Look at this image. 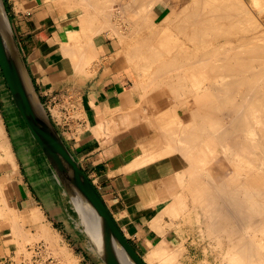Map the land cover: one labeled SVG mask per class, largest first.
<instances>
[{"label":"bare ground","instance_id":"bare-ground-1","mask_svg":"<svg viewBox=\"0 0 264 264\" xmlns=\"http://www.w3.org/2000/svg\"><path fill=\"white\" fill-rule=\"evenodd\" d=\"M73 1L79 2L78 0H64V12L78 11L79 17L76 18L75 24L64 27L60 47L62 55L73 68L71 69L88 76L90 72L87 74L86 70L97 55L93 36L100 33L102 29L111 30L114 34L115 32L119 33L120 30L110 20L111 11L103 10L101 2L89 0L90 6L93 4V8L98 7V12L101 11L102 20L96 17L97 15H92L95 11H88L87 0H81L78 5H74L76 2ZM106 1L111 4L114 0ZM158 1H130L135 4L136 10H138L135 22H131L135 24L136 29L133 25H130V28L135 29L137 33L133 31L137 35L146 34L149 38H144V36L142 40L140 38L142 48L139 50L135 49L138 46L123 45L125 52L133 48L138 51L132 53L134 56L139 58L142 55L139 60L135 58V62H138L136 65L141 66L139 69L142 73L146 72L145 75L148 76L151 70L152 75L157 73L155 76L153 75L154 77L151 75L154 79L152 77V80L150 79L151 82L156 81L157 84L154 82L152 84L148 79L149 84L156 85L155 88L154 86L151 88L157 89V91L154 92L151 89L148 91L149 93L153 91L150 94L146 91L148 95L144 96L143 94L142 103L137 111L123 112L115 106L114 115L111 114L110 119L102 121L96 130L103 133V129L105 131L109 129L108 133L113 129L136 126L146 117L150 120L152 118L150 114H153L151 110L154 108H159V111H163L166 115L172 114L173 124L165 122L167 125L164 123L156 128L171 148L188 160L191 168L189 176L194 180L196 189L191 196L188 195L191 199L190 206L186 204L185 200L176 199L168 206L169 210L177 217L180 215L182 222H188L191 225L195 222L200 223L204 229H206V225L212 226V229L211 227L206 229L211 230V233L207 231L211 235L214 234L213 238L208 234L210 235L209 239L212 238L219 249H224L220 253V264H264V118H262L264 116V0H164V4L168 5V11L161 16L163 7L159 8V12H152ZM108 2L106 3L108 4ZM103 3L106 7V3ZM110 4L107 5V8L111 7ZM164 4L162 5L164 6ZM136 6L140 7L137 9ZM97 9L96 14H98ZM121 13L123 14V12ZM171 27V42L174 41L171 49H169L171 45H164L163 42H159L157 47L152 44L151 40L154 37L158 38V35L164 33L166 28ZM9 33V24L0 0V38L7 56L13 62L15 56L8 40ZM120 37L123 36L120 34ZM139 46L141 47V44ZM165 46L166 48H164ZM144 49L147 53L143 51ZM147 49L150 51L148 52ZM139 51L143 52L137 55ZM145 56L147 59H144ZM167 56H171L168 61ZM91 58L93 59L91 60ZM184 61L187 62L186 66L183 65L186 63ZM153 65L157 67V70L151 69ZM177 65L185 66L184 70L181 71ZM171 67H177L180 71L175 68L174 72L177 71V73H173V76H166V69ZM198 70L201 71L200 74ZM186 72L191 74L188 76ZM138 73L137 75H140ZM180 73L183 74L180 75ZM175 82L177 85L173 84ZM148 87L150 88V86ZM165 88L169 89H167L168 93L173 88L172 92L175 95L171 92L174 96L171 98L173 100L181 94L179 97V100L183 99L180 100L181 102L176 101L177 104H175L172 101L174 105H178L175 107L177 109L173 110V107L166 110L161 109L163 103L158 98L161 93L163 94ZM175 88L180 89L178 94L174 90ZM240 88L243 90L240 91ZM182 89L184 90L182 91ZM174 105L170 103V106ZM183 114H188L189 118L185 120L180 116ZM171 119L167 122H170ZM216 125L220 127V130L216 129L218 128ZM2 133L0 131V135ZM197 144L203 145V148L199 145L201 148L199 154L197 153L199 149ZM212 144L215 145L214 148L210 147ZM196 145L198 146L197 150ZM194 147L196 151L193 150ZM200 154L201 156H199ZM197 157L201 159V164L199 162L198 167V164L193 163L198 162L194 159ZM0 204L3 205L0 207V215L7 216L13 235L18 237V233L22 231V223L17 210L5 206L3 200L0 201ZM77 206L87 234L90 231V238L98 248L97 255L101 256V259L104 257L109 264H116L112 258L105 257L108 249L107 238L100 230L91 208L81 198H77ZM192 216H194V220ZM202 217L207 218L203 220ZM192 220L195 222L193 223ZM33 221H39L37 216H34ZM236 221L238 226L240 224H244L245 228L248 226L246 230L243 225L240 226V228L243 227L241 229H244V234L235 225ZM213 226L218 230L216 228L213 230ZM201 230L203 229L201 228ZM203 231L206 233L205 230ZM52 232L45 224H41L40 230L33 236L36 234L35 238L41 236L44 239L51 238L53 241L57 237ZM195 232L197 231L195 230ZM162 235L164 234L162 233ZM204 235L203 237L207 238L208 235ZM28 237L31 238L24 236V239H28ZM181 237L168 233L157 244L150 245L151 243L146 242V264H183L178 259L185 249L182 246ZM224 242H226L225 246ZM213 247L215 246L213 245ZM201 249L203 250L204 247ZM23 252L25 254V251ZM26 252L28 253V251ZM205 257H207L206 254Z\"/></svg>","mask_w":264,"mask_h":264},{"label":"crops","instance_id":"crops-1","mask_svg":"<svg viewBox=\"0 0 264 264\" xmlns=\"http://www.w3.org/2000/svg\"><path fill=\"white\" fill-rule=\"evenodd\" d=\"M63 3L64 0H3L39 101L119 229L145 261L146 242L157 244L165 234H172L167 232V224L170 217L177 216L168 206L176 199L186 201L191 168L157 131L160 115L152 114L150 120L146 117L126 129L108 133L109 129H103V133L96 130L116 112L115 106L123 112L137 111L142 103L137 71L127 63L135 52H125L119 37L101 31L93 36L97 55L86 70L90 72L88 76L72 70L60 43L64 27L76 23L79 15L64 12ZM70 110H76L77 116L66 119ZM0 131V161L5 160L15 170L7 185L11 204L3 177L0 201L17 210L21 223L33 225L31 234L38 232L41 224L49 227L57 237L58 247L67 248L75 264H104L81 224L84 222L74 200L24 123L1 70ZM0 175L8 176L7 170ZM34 216L40 222H34ZM177 218L180 220V215ZM8 223L7 216L0 215V262L6 263L13 259V240L17 239ZM185 231L191 233L192 229L189 226ZM201 248L202 245V255ZM189 256L195 257L191 252Z\"/></svg>","mask_w":264,"mask_h":264},{"label":"rangeland","instance_id":"rangeland-1","mask_svg":"<svg viewBox=\"0 0 264 264\" xmlns=\"http://www.w3.org/2000/svg\"><path fill=\"white\" fill-rule=\"evenodd\" d=\"M79 2L81 1V0H78ZM87 1H88V3H87ZM86 1V5H87V8L89 9L88 11H95V13L93 12V14L92 15H97L96 17H98L99 19H101L102 20V13H101V11L100 12H98V7L96 8L97 9V12H98V14H96V9L95 8H93L94 6H93V4H92V6H90L91 4H90V2H89V0H87ZM97 2H101L100 4L101 5H103V10H106V9H108L107 11H111L110 12V20H111V22H113V24L114 25H116V27L120 30H118L119 31V33H117V32H115V34L113 33V31H108V30H104V29H102V31H106L107 33H108V35L109 36H113V35H115V36H117V37H119L120 38V40L122 41V44L125 46V45H127L128 47L129 46H131V47H133V46H138L137 48H135L136 50H139V48H142V43H141V40H142V37L144 36V38L145 37H147V39L149 38L146 34H144L143 36L142 35H137L136 33V31H135V29H136V27H134V23H131V22H135V17L137 16V14H138V10H136V8H135V4H132V3H130V1L131 0H109V1H113V2H111V4H110V2H108V1H104V0H102L103 2H108V4L106 3V7H104L105 5H104V3L102 2V1H100V0H96ZM116 1V2H115ZM73 2H76V1H73ZM78 2V3H79ZM115 2V3H114ZM78 3L76 2V4L74 3V5H78ZM103 3V4H102ZM109 4L111 5V7H108L107 8V5L109 6ZM162 4H164V0H159L158 1V3L153 7V10H152V12H154L155 13V11H157V12H159V10L161 9V7H163V9H162V11H161V13H160V16L162 15V14H166L167 13V11H168V5H167V3H165L164 4V6L162 5ZM90 7H89V6ZM100 5V6H101ZM120 5V6H119ZM139 5V4H138ZM141 5V4H140ZM99 6V7H100ZM118 6H119V9H117L118 8ZM102 7V6H101ZM100 7V8H101ZM122 7V8H121ZM137 7V6H136ZM140 7V6H139ZM139 7H137V9L139 8ZM160 8V9H159ZM102 9V8H101ZM101 9H99V10H101ZM111 9V10H110ZM126 9V10H125ZM107 11H105V12H107ZM73 12H77L78 13V11H73ZM104 12V11H103ZM113 12V13H112ZM121 12H123V14L121 13ZM101 13V15H99ZM90 14H91V12H90ZM113 14V15H112ZM115 14V15H114ZM128 14V15H127ZM124 15V16H123ZM127 17V18H126ZM159 18V17H158ZM132 19V20H131ZM134 20V21H133ZM115 22V23H114ZM73 24H75V23H73L72 22V24L71 25H73ZM119 24V25H118ZM130 25H133V27L135 28V29H133L132 30V28H130ZM129 26V27H128ZM115 27V28H116ZM167 30V31H166ZM166 30L164 31V33H162V34H159L158 35V38L156 37H154L151 41H152V44L153 45H155L156 47H157V45L159 44V42H163V44L164 45H171V46H169L170 48L169 49H171L172 48V45H174V41L173 42H171L172 41V39H171V36H172V34H171V30H172V27L171 28H166ZM131 31V32H130ZM145 32H146V30H144ZM123 32V33H122ZM132 32H134V33H132ZM166 32V33H165ZM110 33H112V34H110ZM133 35H132V34ZM117 34V35H116ZM120 34H121V36H123V37H120ZM123 34H125L126 36H124ZM166 35H168V36H166ZM129 36V37H128ZM131 36V37H130ZM165 36L167 37L166 39H165ZM140 38H141V40H140ZM172 38H174V37H172ZM139 39V40H138ZM155 39V40H154ZM171 39V40H170ZM170 42V43H169ZM141 44V47L139 46L140 44ZM172 43V44H171ZM164 48H166V46L164 47ZM131 49H133V48H131ZM135 49H134V52H138V51H135ZM148 50V52L150 51L149 49H147ZM133 51V50H132ZM144 52H146V49H144L143 50ZM143 51H139V53H137V55H139V54H141V52H143ZM147 53V52H146ZM129 55H131V54H129ZM136 56V55H135ZM134 56V54L133 55H131V56H129V58H128V64H130L136 71H137V73H138V71H139V73L138 74H140V75H137V79H138V84H139V87H140V91H141V93H142V95L144 94V96H145V94H150V93H152L153 91L155 92V90L157 91V89H155L154 90V88H155V84H157V83H155L154 81H152V82H154L155 84L154 85H151V80H152V78L155 76V74H157L155 71H153V72H155L153 75L151 74V72H152V70H151V72H150V77L148 76V75H145V73L146 72H143L142 73V71L139 69V68H141V66L139 67L138 65H136V63L138 64V62L136 61L135 62V60L137 59V60H139V58H141L142 57V55L138 58L137 56L135 57ZM136 58V59H135ZM147 59V57L145 56L144 57V59ZM93 58H91V60H92ZM148 59H149V57H148ZM166 59H167V61L168 60H170L171 59V56H167L166 57ZM184 62H186V61H184ZM183 62V63H184ZM202 62V61H201ZM203 63V62H202ZM186 64H187V62L186 63H184L183 65H185L186 66ZM135 65H136V67H135ZM182 65V66H183ZM177 66H179V65H177ZM180 67L179 69L182 71V70H184V67L185 66H183V67ZM189 67V66H188ZM137 68V69H136ZM153 68V70H154V68L157 70V67L155 66V65H153L152 67H151V69ZM175 68H177V67H175ZM175 68H173V67H171L170 69H166V72H165V75L166 76H168V75H171V76H173V73H177V71L176 72H174L175 71ZM178 69V68H177ZM176 69V70H177ZM178 69V70H179ZM179 70V71H180ZM199 72V74L201 73V71L200 70H198ZM187 73V72H186ZM183 73H180V75H182ZM188 74V76L191 74V73H187ZM197 74V73H196ZM153 77H152V76ZM162 76H163V74H161ZM164 75V76H165ZM202 75H204V74H202ZM148 76V77H147ZM165 76V77H166ZM152 77V78H151ZM150 81H149V80ZM154 79V78H153ZM147 80V81H146ZM151 82L150 84H149V82ZM146 84H149V85H147L146 86ZM153 84V83H152ZM173 84H176L177 85V83L175 82V83H173ZM183 84V83H182ZM178 85H181V83H178ZM146 86V87H145ZM148 86H150V88L148 87ZM152 86H154V88H151ZM147 88H149V89H147ZM181 88H183V86H181ZM145 89V90H144ZM153 90V91H151L150 93L148 92L149 90ZM168 88H165V91L163 92V94L161 93V95L159 96V98H158V100H161V102L163 103V105H161V109L162 110H166V109H170L169 107H173L172 109L174 110V108L176 107V106H178V105H174V103L175 104H177V102L176 101H178V103H179V101L180 100H183V99H180L179 100V97H180V95L181 94H179V97H176V98H174V100L173 99H171V98H173L175 95L173 94V88H171L172 90H171V92H172V94L174 95V96H172V94H171V92L170 93H168L167 91L169 90H167ZM145 92H144V91ZM174 90H176V92H177V94H178V91H180V89L178 90V89H174ZM184 89H182V91H183ZM240 91H242L243 89H239ZM146 91H147V93H146ZM179 93H181V92H179ZM147 94V95H148ZM159 94V93H158ZM158 94H156L157 96H158ZM170 94V95H169ZM146 95V96H147ZM182 95L184 96V94L182 93ZM143 96V97H144ZM165 96H166V98L167 97H169L168 99H166L165 98ZM182 97V96H181ZM184 97H186V96H184ZM184 97H182V98H184ZM172 101L174 102V103H172ZM168 102V103H167ZM181 102V101H180ZM170 103L172 104V105H174V106H170ZM165 104V105H164ZM167 104H168V106H167ZM69 107H72V105H70ZM74 109H76L75 107H74ZM155 109V110H154ZM154 109H152L151 111H152V113L153 114H156L157 113V115H160V117H161V121H160V124L159 125H161V124H163L164 125V123L166 122L167 124H173V120L171 119L172 118V114H170V115H166L163 111V113L162 112H160L159 111V108H154ZM160 109V110H161ZM175 109H177V108H175ZM170 113H172V112H170ZM264 113V112H263ZM262 112H261V114H263ZM152 114H150V116H151ZM163 115V116H162ZM75 116H77V113H76V110H70L69 112H68V114H67V116H66V119H71L72 117H75ZM180 116H182V117H184L185 118V120H187L188 118H189V115L187 114V115H180ZM263 116V115H262ZM163 117V118H162ZM200 117V116H199ZM262 118H264V116L262 117ZM171 119V121L168 123L167 122V120H170ZM263 120V119H262ZM200 121V120H199ZM217 122V124H218V120L216 121ZM165 123V124H166ZM264 123V122H263ZM166 124V125H167ZM217 126V125H216ZM171 127V126H170ZM218 127V126H217ZM220 127H218V128H216L217 130L219 129ZM216 130V131H217ZM220 130V129H219ZM157 131H159L158 130V128H157ZM200 140L202 139V137L201 138H199ZM199 140V141H200ZM198 145V144H197ZM195 146L196 147V150L198 149V151H197V153L200 151V146H202V148H203V145H198V146ZM214 144H212L210 147L212 148H214ZM195 147H194V151H196L195 150ZM198 147V148H197ZM197 153H195V152H193V154H196L197 155ZM0 154H1V150H0ZM199 154V153H198ZM196 155H194V157H196ZM199 156H201V154L199 155ZM198 156V157H199ZM198 157H197V159L196 158H194L196 161L198 160V162H193L195 165L196 164H198L197 165V167L199 166V162H200V160L201 159H198ZM200 158V157H199ZM190 162V161H189ZM187 163H188V160H187ZM200 164H201V162H200ZM247 164V163H246ZM252 164H254V163H252ZM251 164V165H252ZM14 168L11 166V165H9L8 164V162H6L5 160L4 161H0V172H2L3 170H7V172H8V176H2V175H0V177H3L4 178V182H5V188H6V190L8 191V192H6L7 193V197H8V202H9V204H11V202L9 201V194H10V190L8 189V187H7V185H9L10 184V180H11V178H10V176L13 174V172H15V170H13ZM197 170H198V168H197ZM189 181H190V185L188 186V188L185 190V192L187 193L186 194V197H185V199H186V204L188 205V206H190V204H191V199L189 198V196L188 195H192V193L194 192V190L196 189V184H195V182H194V180L192 179V177H190L189 176V179H188ZM183 194H185V193H183ZM196 211H198L197 209H196ZM171 218V222H169L168 224H167V227H168V231L167 232H171V233H173V234H175V235H177V236H182L181 238H182V241L183 242H181L182 243V246L185 248L184 249V251H183V253H181V256H179L178 257V259L180 260V261H182V263L183 264H220L219 262L221 261V255H220V253L224 250V249H219L217 246H216V242L215 241H213V237H212V235H214L213 233H212V235L210 234L211 232V230L209 231V230H206V229H208V227H209V225L207 226H205L204 225V223H202L204 226H205V228L206 229H204V227L199 223H196L195 221H193L194 220V216H192V218H193V223L194 224H188V222L186 223V222H182V221H180V220H178V218H173V217H170ZM200 218V217H199ZM205 218H207V217H205ZM205 218L204 217H202V219L203 220H205ZM175 221V222H174ZM236 224L235 225H237V227H239L238 229H240L241 231H243V232H241V233H243L244 234V229H241V228H243L245 225L244 224H240V226H242L243 225V227H241L240 228V226H238V223H237V221L235 222ZM199 225V227H200V229H199V227H197L198 225ZM177 225V226H176ZM194 225V226H193ZM197 225V226H196ZM33 226V225H32ZM30 224H27V223H22V225H21V234H19L18 235V237H17V239L16 240H13V244H14V247H13V250H14V253H12V256H13V263L12 264H30L31 262H32V264H34V262H33V257L31 258V252H30V254H29V251L27 250V249H29L30 247H33V246H37V245H39V244H43L44 245V253L45 254H51V255H55V256H53L56 260H57V263L58 264H75V262H76V260L74 259V258H71V255L68 253V251L65 249V248H62V249H60L61 247H58V240H57V238L56 239H53V241L55 240V242H53L52 241V239L51 238H46V239H44V237H42L41 238V236H39V238L37 237V238H35V235L33 236V234H31L30 233V230L32 229L31 227H32ZM191 227V229H192V232L191 233H187V231H185V228H188V227ZM183 228L184 230L183 231H180V230H178V228ZM196 227V228H195ZM211 227V229H212V226H210ZM209 227V228H210ZM220 227V226H219ZM248 227V226H247ZM246 227V228H247ZM253 227V226H252ZM195 228V229H194ZM198 228V229H197ZM201 228L203 229V230H205L206 231V233H204V231L203 230H201ZM216 228V227H215ZM215 228H214V226H213V230H215ZM245 228V227H244ZM246 228H245V230H246ZM90 229V228H89ZM217 229V228H216ZM33 230V229H32ZM195 230L197 231V232H195ZM200 230V231H199ZM218 230V229H217ZM203 231V232H202ZM207 231H209L210 233H208ZM183 232V233H182ZM201 232V233H200ZM196 235V237H195V235ZM199 233V234H198ZM203 233V234H202ZM23 234V235H22ZM90 234V231L88 232V235ZM208 235V234H210L211 235V237L212 238H210L209 239V237H210V235H208V236H206L207 238H205V237H203V235ZM221 234H222V232H221ZM224 234V233H223ZM246 234V233H245ZM22 235V236H21ZM32 235V236H31ZM189 235V238H186V236H188ZM194 235V236H193ZM201 235V236H200ZM204 235V236H205ZM24 236L26 237V236H30L31 238H29L28 237V239H29V241L27 242V240L28 239H24ZM193 236V237H192ZM200 236V237H199ZM185 237V238H184ZM204 239H203V238ZM183 238H184V240H183ZM201 238V239H200ZM51 241H50V240ZM208 239V240H207ZM215 239V238H214ZM25 240H26V242H25ZM57 240V241H56ZM187 240V241H186ZM207 240V241H206ZM89 241L91 242V244H93V241L91 240V238H90V235H89ZM191 241V242H190ZM194 241V242H193ZM49 242V243H48ZM205 242V243H204ZM51 243V244H50ZM191 243V244H190ZM202 243V244H201ZM226 242H224L223 243V245L225 246L226 244H225ZM22 244V245H21ZM199 244V245H198ZM210 246H209V245ZM49 245V246H48ZM51 245V246H50ZM198 245V246H197ZM200 245H202L203 247H204V251L202 250V252H204L202 255H201V252H200ZM213 245L215 246V247H213ZM193 246H195V247H193ZM206 246V247H205ZM21 247H23V248H21ZM51 247H53V248H51ZM58 248V249H57ZM213 248V249H212ZM55 249H57V252H55L56 250ZM18 250V251H17ZM63 252H62V251ZM213 250V251H212ZM23 251H25V254H24V252ZM26 251H28V253L26 252ZM186 251V252H185ZM62 252V253H65V252H67V253H65V254H67L66 256H65V254H60V253ZM143 252V251H142ZM189 252H191V253H193L194 255H195V257L194 258H190L189 257ZM211 252V253H210ZM219 252V253H218ZM53 253V254H52ZM141 253V252H140ZM60 254V255H59ZM186 254V255H185ZM205 254H206V256L207 257H205ZM64 255V256H63ZM188 255V256H187ZM211 255V256H210ZM215 255H216V257H215ZM16 256V257H15ZM184 258H183V257ZM211 258H210V257ZM142 258H143V256H141ZM58 258V259H57ZM100 259H101V257H99ZM181 258V259H180ZM183 258V259H182ZM60 259V260H59ZM65 259V260H64ZM205 259V261H203ZM61 260H62V262H61ZM190 260V261H189ZM101 261H102V259H101ZM193 261V262H192ZM197 261V262H196ZM27 262V263H26ZM66 262V263H65ZM217 262V263H216ZM40 264H42V263H40ZM105 264V263H104Z\"/></svg>","mask_w":264,"mask_h":264},{"label":"water","instance_id":"water-1","mask_svg":"<svg viewBox=\"0 0 264 264\" xmlns=\"http://www.w3.org/2000/svg\"><path fill=\"white\" fill-rule=\"evenodd\" d=\"M1 3L10 28L8 40L15 57L11 62L0 38V70L24 123L74 200L78 215L77 198H81L91 208L100 230L107 238L105 257L112 258L116 264H146L119 229L97 189L71 154L39 101L14 38L3 0ZM93 245L98 252L94 242ZM102 260L109 264L104 257Z\"/></svg>","mask_w":264,"mask_h":264},{"label":"built area","instance_id":"built-area-1","mask_svg":"<svg viewBox=\"0 0 264 264\" xmlns=\"http://www.w3.org/2000/svg\"><path fill=\"white\" fill-rule=\"evenodd\" d=\"M27 250L31 252V258L33 257L34 264H57V260L52 255L44 253V245L42 243L37 246L30 247ZM12 263L13 259H9L7 263L4 262V260H1L0 262V264ZM30 264H32V262Z\"/></svg>","mask_w":264,"mask_h":264}]
</instances>
